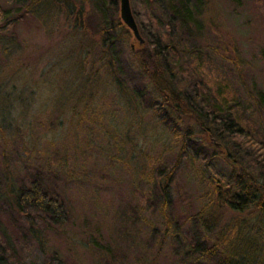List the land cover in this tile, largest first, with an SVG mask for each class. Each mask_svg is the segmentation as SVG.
<instances>
[{"label":"rangeland","instance_id":"1","mask_svg":"<svg viewBox=\"0 0 264 264\" xmlns=\"http://www.w3.org/2000/svg\"><path fill=\"white\" fill-rule=\"evenodd\" d=\"M29 3L0 0V264H218L221 231L243 215L217 200L216 185L232 162L251 161L231 143L212 146L190 118L165 112L133 63L136 42L121 36L123 27L113 33L111 80L134 106L91 68L96 54L83 87L80 65L65 69L78 61L68 57L75 39L63 37L65 28L46 32L25 13ZM87 23L97 42L95 16ZM199 44L205 71L227 83L243 121L264 140V0H207ZM157 164L171 172L168 181L157 179ZM30 178L61 200L63 221L33 209L18 217L10 187L19 191ZM251 232L264 251V233Z\"/></svg>","mask_w":264,"mask_h":264},{"label":"trees","instance_id":"2","mask_svg":"<svg viewBox=\"0 0 264 264\" xmlns=\"http://www.w3.org/2000/svg\"><path fill=\"white\" fill-rule=\"evenodd\" d=\"M86 4H90V7H86ZM29 5L25 13L32 14L46 32L65 28L67 31L63 37L75 39L76 43L69 45L71 50L68 57L79 58L77 62L71 60V65L65 69L73 70L80 65L77 76L82 78L88 74L85 72L88 58L96 54L91 68L98 69L96 74L104 76L109 88H118L116 94L120 99L124 102L129 100L134 106L118 79L111 80L115 76L113 33L116 34L117 27H123L125 34L121 36L127 38L129 35L133 39L119 18V0H30ZM130 6L144 40L143 44L136 42L134 46L133 63L155 90L156 99L165 112L167 109L168 115L176 113L179 117L190 118L207 135L206 139L212 146L229 149L228 144L231 143L240 158L251 161L248 166L241 160L232 162L235 165L231 167L229 177L223 185H216L217 200L230 211L243 215L221 231L218 240L225 247L218 264H236L233 262L234 253H241L237 264L240 261L246 263V259L252 264L264 263V251L257 249L250 238L251 230L260 232L261 238L264 233V140L243 121L239 114L240 99L227 83L213 79L205 71L206 53L199 40L203 35L207 0H131ZM0 11H3L1 7ZM91 15L96 18V33L92 37H97V42L89 40L87 18ZM84 78L83 87L88 85ZM182 84H187L184 91L180 89ZM88 96L90 100L91 95ZM258 105L264 110L263 95L258 96ZM184 138L180 137V142ZM184 146V143L180 145V152L184 151ZM235 154L232 157L233 154L229 152L227 159L234 161V158L237 159ZM162 164L164 166L166 163ZM158 170L157 179H170L171 172L162 171L161 167ZM217 182L219 180L216 179ZM9 195L12 196L18 217L24 209H33L42 213L52 224L64 220L61 200L43 190L34 179H28L26 187L19 191L10 187ZM161 195L165 198L164 187L161 188ZM230 233L233 234L232 238H229ZM213 252V249H209L201 254L207 256Z\"/></svg>","mask_w":264,"mask_h":264},{"label":"water","instance_id":"3","mask_svg":"<svg viewBox=\"0 0 264 264\" xmlns=\"http://www.w3.org/2000/svg\"><path fill=\"white\" fill-rule=\"evenodd\" d=\"M119 16L123 25L131 32L133 39L138 44H143L142 39L135 19L132 15L130 1L129 0H119Z\"/></svg>","mask_w":264,"mask_h":264}]
</instances>
